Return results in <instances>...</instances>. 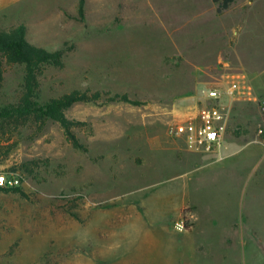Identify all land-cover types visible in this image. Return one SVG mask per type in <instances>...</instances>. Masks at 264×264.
<instances>
[{
    "label": "rangeland",
    "instance_id": "374dc122",
    "mask_svg": "<svg viewBox=\"0 0 264 264\" xmlns=\"http://www.w3.org/2000/svg\"><path fill=\"white\" fill-rule=\"evenodd\" d=\"M225 2L0 0L1 30L26 26L65 54L40 76V105L74 91L130 100L69 109L78 145L51 120L0 125L25 178L0 188V264H264V0ZM24 80L0 55L1 107ZM214 88L224 146L190 152L170 126Z\"/></svg>",
    "mask_w": 264,
    "mask_h": 264
},
{
    "label": "trees",
    "instance_id": "16d2710c",
    "mask_svg": "<svg viewBox=\"0 0 264 264\" xmlns=\"http://www.w3.org/2000/svg\"><path fill=\"white\" fill-rule=\"evenodd\" d=\"M233 1L226 0L225 3L220 4V9H227ZM0 55L8 65L23 66L25 71L24 89L17 102L0 106L1 127L14 124L18 126L34 125L41 129L47 121L51 120L58 123L68 138L78 145L74 128L79 127L82 123L71 121L67 117L66 112L69 109L77 104H108L130 101L128 96L111 97L101 92L90 94L89 92L74 91L40 105L38 102L41 91L40 76L45 67L63 68L65 54L62 51L50 52L32 44L27 38L26 26L22 25L8 31L0 29ZM21 189L16 188L9 191H20Z\"/></svg>",
    "mask_w": 264,
    "mask_h": 264
},
{
    "label": "built area",
    "instance_id": "2783aa9c",
    "mask_svg": "<svg viewBox=\"0 0 264 264\" xmlns=\"http://www.w3.org/2000/svg\"><path fill=\"white\" fill-rule=\"evenodd\" d=\"M235 88L236 85L229 93L233 94ZM224 94L220 89H211L208 94L210 105L170 126V134L182 138L190 152L213 154L223 148L229 124L226 108L221 103ZM24 184L25 178L20 170L6 162L0 153V188L13 190L22 188ZM186 227L184 219L176 223L179 230H185Z\"/></svg>",
    "mask_w": 264,
    "mask_h": 264
},
{
    "label": "crops",
    "instance_id": "0c3cea01",
    "mask_svg": "<svg viewBox=\"0 0 264 264\" xmlns=\"http://www.w3.org/2000/svg\"><path fill=\"white\" fill-rule=\"evenodd\" d=\"M227 148H228V147H226V146L224 147V149H227Z\"/></svg>",
    "mask_w": 264,
    "mask_h": 264
}]
</instances>
